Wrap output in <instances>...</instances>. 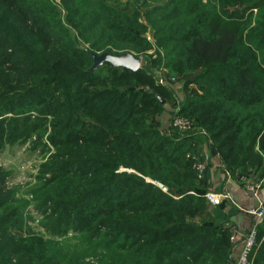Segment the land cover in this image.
<instances>
[{
	"label": "trees",
	"instance_id": "trees-1",
	"mask_svg": "<svg viewBox=\"0 0 264 264\" xmlns=\"http://www.w3.org/2000/svg\"><path fill=\"white\" fill-rule=\"evenodd\" d=\"M59 2L65 18L56 0H0V148L49 127L56 147L47 236L25 230L0 173V264H231L239 209L207 201L196 164L210 142L226 175L264 184V0ZM148 29L185 76L192 130L157 126L172 90L146 66L90 70L93 53L152 49ZM252 258L264 264V218Z\"/></svg>",
	"mask_w": 264,
	"mask_h": 264
},
{
	"label": "rangeland",
	"instance_id": "rangeland-1",
	"mask_svg": "<svg viewBox=\"0 0 264 264\" xmlns=\"http://www.w3.org/2000/svg\"><path fill=\"white\" fill-rule=\"evenodd\" d=\"M56 2L58 5L54 6L61 11L63 18H65L66 13L60 5L59 0H56ZM256 12L255 10L254 18ZM254 24L255 21L251 27ZM146 34L152 42V49L135 55L142 58L141 66L149 68L155 81L160 84L158 72H161V67L165 66L167 61L165 47L163 45H158L156 42L157 40L152 37L150 29L146 31ZM171 76H173L175 80L171 82L165 81V85L171 88L172 98L171 101L165 105L164 112L157 119V126L163 131L174 130L172 128L174 127L172 125V120L179 115V109L183 105L185 99V92L183 89L185 76L183 79L178 77L177 73ZM32 113H34V115L39 114L37 111H32L31 114ZM48 125H50V123H48ZM51 132L52 130L50 127L43 132L38 130L37 133H34L33 136H30L26 140L19 139L13 143H7L4 147L0 148V173H4L5 175L3 183L4 188L7 191H15V203L19 207H22L21 210L23 211L25 230L27 228H32L34 234L46 236L49 234L44 227V222L47 221V219L45 218V214H43V209H39L38 207L41 198H43L42 193L39 191L43 186V177H48V175H42V166L44 163L48 162L51 154L56 151V147L53 146L48 139ZM204 145L208 148V157H203V153L201 154L202 159L200 161L207 166L209 158L216 153L212 149L210 142H205ZM240 182L246 188L243 178L240 179ZM208 191L223 192L212 185ZM234 261L235 260H233L232 263H234Z\"/></svg>",
	"mask_w": 264,
	"mask_h": 264
},
{
	"label": "crops",
	"instance_id": "crops-1",
	"mask_svg": "<svg viewBox=\"0 0 264 264\" xmlns=\"http://www.w3.org/2000/svg\"><path fill=\"white\" fill-rule=\"evenodd\" d=\"M207 149V146L204 145L203 157L206 156V158L208 157ZM208 173L210 175L212 186L220 189V191L229 192L235 201V204L231 203L239 209V211L232 217V223H235V226H233V233L236 236L233 252L235 259L240 251V245L244 235L248 232L257 218L251 211L264 207V184L263 186H260L257 196L254 195L252 192L248 191L239 180L233 179L230 174L226 175L219 154L213 155L209 158Z\"/></svg>",
	"mask_w": 264,
	"mask_h": 264
},
{
	"label": "built area",
	"instance_id": "built-area-1",
	"mask_svg": "<svg viewBox=\"0 0 264 264\" xmlns=\"http://www.w3.org/2000/svg\"><path fill=\"white\" fill-rule=\"evenodd\" d=\"M158 76H159V83L162 85H165V81L171 82L175 80L173 76L169 75V70L168 68H166V66L161 67V72H158ZM172 125L181 131H189L194 128L193 122L189 118L182 115H178L174 117L172 120ZM202 132L205 133V131ZM196 170L198 172V176L201 177L206 170L205 163L198 162L196 164ZM227 174L229 175V173ZM243 180L245 182L246 189L257 196V192L261 186V182L260 181L254 182L247 178H243ZM150 181H152L155 185L160 187L163 191L166 192L168 191V188L160 181L157 180H150ZM205 197L207 201L212 205H219L225 200H229L230 202L235 204V201L233 200L231 194L227 191H223V192L208 191L205 194ZM251 212H253L257 218L254 224H252V226L248 230V232L244 235L241 241L240 251L238 255L235 257L234 263L232 264H254L252 256L254 249L258 244V224L264 218V207H260L259 209L252 210ZM231 239L234 242L236 241V236L234 233Z\"/></svg>",
	"mask_w": 264,
	"mask_h": 264
},
{
	"label": "water",
	"instance_id": "water-1",
	"mask_svg": "<svg viewBox=\"0 0 264 264\" xmlns=\"http://www.w3.org/2000/svg\"><path fill=\"white\" fill-rule=\"evenodd\" d=\"M94 64L90 68V70L98 69L102 64L108 62L113 67H121L123 70H130L131 72H135L141 68L142 58L136 56L132 52H125L122 54H112L109 52H104L101 54L93 53ZM163 101V99H161ZM233 225L232 222L227 224V227H231Z\"/></svg>",
	"mask_w": 264,
	"mask_h": 264
}]
</instances>
